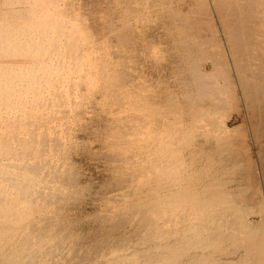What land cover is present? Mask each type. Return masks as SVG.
I'll use <instances>...</instances> for the list:
<instances>
[{
    "label": "bare ground",
    "instance_id": "bare-ground-1",
    "mask_svg": "<svg viewBox=\"0 0 264 264\" xmlns=\"http://www.w3.org/2000/svg\"><path fill=\"white\" fill-rule=\"evenodd\" d=\"M210 1L222 23L228 43L232 47L236 59L235 65L240 66L239 73L247 87L251 88L255 86V78L264 75V66H259V59L264 58V0ZM71 2L67 4L65 0H0V264H80L85 254H88V260L93 258L97 264H102L96 259L102 251L101 260L106 259L104 264H141L135 259L130 263L140 250L132 247V241H128L127 233L120 235L122 239L117 241L118 245L116 241L114 242L115 238L112 242L110 230L113 232L115 226H113L114 229H107L108 223L105 224V219L111 216L107 212L94 215L96 219L98 218L97 223L88 225V230L87 228L83 230L84 233L86 232L85 235H89L98 227L102 229L101 232L98 231L99 229L96 230L98 233L93 240L90 239L93 242H88L90 244L86 246L84 235L80 234L78 235L83 237L77 236L81 238L79 245L72 244L73 239L77 237L72 235L69 238L66 223L50 211L51 208L61 210L69 202H73L76 198L78 200L79 192L85 188L78 182L79 172L76 171V166L80 165L76 164L74 167V162L70 163L68 155L83 144L78 135L84 133L83 127L87 126L88 119L99 110L97 108L104 109V113L106 109L108 120L104 121L102 129L97 126L100 131L94 135V139H103L108 143L110 155L108 156V153L106 155L110 158L107 160L112 162L110 167L115 173L127 171L125 169L128 165L127 161L117 154L119 152L117 140L125 139L128 146H136L140 149L136 151V155H131L128 161H137L141 169L146 166L149 171L152 168V171H161L165 168L171 172L164 174L166 179L156 176L160 179V184H165L166 188L161 187V190H171L182 184L176 183L177 171L184 165L182 166L180 162L178 166H172L163 156L168 155L165 153L166 145L170 144V141H175L176 137H173L174 134L170 137L165 132L166 125L154 124L148 113H145L146 102L140 99V91L130 89V84L135 83L132 71L134 60L127 50L130 36L125 33L129 26H125L126 23L130 25L129 16L136 17L138 24H141V20L148 21L152 17L151 14H155L154 12L160 13L162 17L164 15L165 18L167 17L164 23L174 28L177 35L182 36V47L185 49L191 46L189 42L191 39L196 44L203 43L202 38L199 37L200 34L193 32L196 29L195 25L188 23L181 8L172 7L174 3L169 0H129L126 1L128 5H125V2L122 3L123 9L127 8L125 14L115 17L118 19L115 22L113 20L110 22L111 16L107 20L104 18V21L101 19L100 30L94 29L97 31L94 36L93 29H89L86 21L87 15L85 19L84 14L77 10L80 8L79 1ZM196 2L198 3L197 0ZM108 14L104 16L107 17ZM161 16L157 17L160 19ZM195 22L198 23L197 20ZM201 23H203L202 20ZM91 27L93 28L94 25ZM136 30L138 31L137 28ZM212 33L214 40L211 42L212 48H218L219 40L216 38L218 33L214 27ZM113 37L117 42L115 45V42L111 40ZM204 39H206L205 36ZM132 40H134L133 37ZM138 40L141 41L139 43L142 46H150V50L153 48L145 43L146 41ZM114 54L115 56L119 54L118 59L113 57ZM185 56L186 53L182 54L183 58ZM211 60H213L212 57ZM219 60L214 57L213 69ZM193 66L191 67L194 73H192L194 75L192 83L194 81L193 85L197 88L198 94L207 92L205 94L207 99L210 95L219 98L222 88L213 80L215 76L217 77V71L199 73L197 71L199 69ZM219 76L223 77V75ZM132 111L136 113L133 115ZM85 146L88 153L89 146ZM171 176L176 178L170 181ZM120 180L119 182L122 183ZM122 180L125 181V179ZM155 191L159 192L156 189ZM123 193L125 192H117L111 196L110 200L114 197H125L126 193ZM101 198L104 197L101 196ZM165 198L162 197L160 200L157 198L158 201L148 204L143 202L138 214L134 216L135 222L129 227L132 237L139 236L143 238L146 246L148 245L146 250L145 245L142 246L144 249L142 254L146 256L151 254L150 256L155 258L153 261L147 260L148 255L145 257L146 260H143L144 264H185L182 263V258L194 250H199L200 253L192 257L189 264H209L215 259L216 254L226 255L232 241L236 242L239 239L240 235L235 231L208 237L210 227L206 226L203 231L200 230L201 228H195L197 224H200L199 221L208 220L207 213L214 212L215 215H220L226 212L225 207L222 208L223 211L219 208L221 213L215 211L216 207H219L218 201L203 204L194 202V206L190 205L188 208V206H181L174 199L175 197L172 200ZM92 218L90 220H93ZM224 221L228 222L227 219ZM166 226H170L172 232L167 230L168 232L164 233L163 229ZM188 228H192L188 234V241H185L184 245L180 241L175 244L172 241L174 233ZM80 230L82 232V229ZM110 241L117 246L113 248L114 244H112V248H106ZM149 242H152V246H149ZM228 242L230 245H225ZM131 247L132 256L129 255L130 258L127 259L124 255ZM108 256L113 259L108 260ZM158 261L160 263H157ZM239 263L250 264L248 261Z\"/></svg>",
    "mask_w": 264,
    "mask_h": 264
},
{
    "label": "rangeland",
    "instance_id": "rangeland-1",
    "mask_svg": "<svg viewBox=\"0 0 264 264\" xmlns=\"http://www.w3.org/2000/svg\"><path fill=\"white\" fill-rule=\"evenodd\" d=\"M71 1L74 0H65L67 4H69V2ZM78 1L80 3V8H78L77 10L81 11L84 14L85 19H87V15L88 20L86 21L88 23L89 29H93L92 32L94 34L97 32L95 30H100L99 25L101 19L104 21V18H106L107 20L111 16V19L109 18L110 22H115V20L118 21L117 18L120 15H124L127 10V8L126 10L125 8L123 9L122 3L125 2V5H128V2L126 3V1L129 0ZM169 1L174 3V5L172 4L173 6L170 5V7H180L181 10L186 14H184L185 20H187L188 23H192L195 25L196 29L193 32L197 35L200 34L199 37L202 38L203 43L201 42L199 44H196L191 39L189 41L191 43V46L188 45L190 47L184 49L182 47V36L177 35L178 33L174 28L168 27L166 23H164L165 19L167 20V17L165 18V15L162 17L161 14L157 12H154L155 14H151L152 17L148 21L143 22V20H141V24H138L136 17L134 18L133 16H129L128 18L130 20L128 19V21L130 22V25L126 23L125 27L129 26V28L126 30L127 32L125 31V33L126 35L130 36V42H128L127 50H129V53L132 54L134 60V67L132 71L133 78L135 77V83L130 84V89L140 91V99L146 102L147 110L145 111V113H148V116L150 117V119H152L154 124L160 123L162 125H166L165 132L169 134L170 137L172 136V134H174L173 137H176L175 141H170V144L166 145L165 153H167L168 155L164 154L163 156L166 160H168V162H166L171 163L172 166H178L180 162L182 163V166L184 165L183 168L177 171L176 183L180 184L181 182L182 184L173 187L171 190H161V187L166 188L165 184H160L161 181L156 176L165 178L166 176L164 174H170L171 172H169L165 168L161 169V171L159 170L160 172L154 170L152 171L153 168L149 171L146 166L145 168L141 169V165H139L137 161H128L131 155L134 156L137 154L136 151H138L139 148L136 146H128L125 139L117 140L118 149L120 152H117V154L122 159H124V161H127L128 165L125 167L127 171L118 172V174L115 173L114 169L110 167L112 162L107 160L108 158H110L108 157L110 155V148L108 146V143L103 139H94V135H96L97 132L100 131L99 128L102 129V125L103 123H105L104 121L108 120L106 109L104 113V109L97 108V110L99 109L100 111H95V113L90 118L91 120L88 119V122H86L87 126L83 127L84 133H79L80 135H78L82 139L81 143L83 144L81 145V147L77 148L76 151H73V155V152L68 155L70 163L73 164L74 162V167L76 164L80 165L76 166V171L79 172V176L77 175L78 182L85 188L79 192L81 196H78V200L76 198L75 200H73V202H69L61 210H59V208H51L50 211H53L54 215H56L66 223L68 228L66 227L67 230H65L69 234V238H71L70 236L72 235L76 237H83L80 235H84L83 238L86 246L87 244L93 242L90 241V239H94V236H96V234L98 233L96 230H98L99 227L98 229L94 230L95 233H93L94 231H92L89 235H85V229L87 228L88 230L91 224L93 225L97 223L96 220L98 218L96 219V216L94 217V215L101 214L102 212H107L109 215H111L109 216L110 218L108 217L105 219V224L108 223L107 229L110 230L111 228H115L113 232L112 230H110L111 233L109 231L112 242L114 238V242H119L121 238L120 235H124V233H127L129 237L128 241H132V247L140 250V252L137 253L138 255L136 254L135 257L131 259L130 263L137 260L139 261V263L144 264L143 260H146L145 257H147L148 255L149 256L147 257V260L150 259V261H153L155 260V258L150 256L151 254H148L147 256L145 254H142L144 253V249L142 248V246L145 245L146 250L148 249V245L146 246L144 240H142L143 238L139 236L132 237L131 230H129L131 223L135 222L134 216L136 217V214H138L140 207L143 206L142 204H148L153 201H158L162 197H166L165 199L168 200H172L175 197L174 199L177 200V202L181 204V206H188V208H190V205L194 206V202L203 204L214 203L218 201L219 207L217 206V210L215 209V211L221 213L219 208H221L222 210V208L225 207L226 212H224V214L221 213L220 215H215L214 212L207 213L206 216L208 220L206 219V221H199L200 224H197L195 228H201L200 230L203 231L206 226L210 227L211 230H207L208 237H214L215 235L220 236L223 234L231 233L233 231L238 232L240 236L238 235V241H232L231 246L228 249L229 252L227 251L226 255L216 254L215 259L211 260L209 264H240L239 262L245 263L247 261L250 264H264V75L257 76L255 78V86H251V88L247 87L244 82V78L242 79L239 73L240 66H238V64L235 65L236 59L233 55L232 47L228 43L223 26H221L222 23L221 21H219L220 19L216 15L210 0H206V2H204L205 0H197L198 3L196 2V0ZM129 3H131V1ZM195 11L197 12V14ZM84 12H86V14ZM106 13H109V16H104L106 15ZM111 14L113 15V17ZM93 16L96 17L94 18ZM157 16H161L162 20ZM196 20L198 23L195 22ZM201 20L204 24L201 23ZM204 21H206V23ZM91 24L94 25L93 28L91 27ZM201 24H203L204 26ZM199 26L201 28H199ZM213 27L218 33V37L216 38L219 40L218 48L220 49L212 48L211 42H214L212 35ZM136 28L138 29V31L136 30ZM197 29L201 30L199 31ZM167 32H169V34ZM171 32L175 33L171 34ZM134 36L138 38L136 39ZM204 36L206 37V39H204ZM132 37L134 40H132ZM177 38H179L178 43ZM138 39L146 41L145 43L151 45L153 48H151L150 50V46H142L141 43H139L141 41H139ZM111 40L112 42H115L114 37ZM171 40H173L174 42ZM116 43L117 42H115L114 45ZM132 47L134 48L132 49ZM201 48L203 50H201ZM188 50H190L191 52H188ZM184 53H186V56L183 58L182 54ZM117 55L119 56V54H116V56L114 54L113 57H116L118 59ZM187 56L189 58L186 59ZM211 57L213 58V60L214 57L221 60H219L218 63H215V69H213L214 65L212 63L213 60H211ZM188 59L189 64L187 63ZM185 60L187 61L185 62ZM259 63V66H264V58H260ZM192 66L197 67L196 69H199L197 70L199 71V73H208L214 70L217 71V77L215 76L213 80H215L214 82H216L222 88L221 95L219 96L220 99L218 97H214L213 95H210L209 99H207V95H205L207 94V92H204V94L201 93L202 95L198 94L197 88L195 87V85H193L194 81L192 83V78H194V73L193 71H191ZM219 75H223V77ZM135 113L136 111L133 112V115ZM91 127L93 128L92 130ZM86 136L89 139L86 138ZM85 141L91 143H84ZM85 144H87V147L89 146L88 153L87 149L84 148ZM90 151L92 153L95 151L96 153L94 152L93 155ZM98 162L100 163L98 164ZM100 165H102V167ZM152 166H154V164H152ZM184 167L186 170L184 169ZM175 178V176H171L169 180L172 181ZM119 179H121L120 181H122V183L119 182ZM122 179H125V181H123ZM111 183L114 185V187ZM117 188L121 189L118 190ZM153 189H156L159 192L156 193V191L154 192ZM110 190L114 192H111ZM121 191L125 192L128 195L123 193L125 194V197H114V199L110 200L112 195H115L117 192L119 193ZM150 192L152 193L150 194ZM98 195H101L104 198H101V196L99 197ZM107 199L110 201H108ZM181 199H183L182 202ZM183 202L186 203L184 204ZM128 206L130 208H128ZM227 210L229 211L227 212ZM226 213H231L232 216L229 214L228 216L226 215ZM92 216L95 219L92 218ZM64 218L66 220H64ZM91 218L93 220H90ZM225 219H227L228 222H225ZM70 220H73V222L71 221L72 224L69 222ZM116 222L118 225L116 224ZM201 223H203L205 226ZM210 223H213L214 225H211ZM160 225L162 226L161 222ZM113 226L115 227L113 228ZM166 227L163 229L164 233H167L168 231L172 232L170 226ZM80 229H82V232H80ZM75 231L76 233H80H77L76 235ZM98 231L101 232L102 229H99ZM185 231L179 230L178 232H175L174 236L172 237V241L175 242V244L181 242L184 245L186 243L185 241H188V234L192 231V228H188ZM176 233L179 234V236ZM184 233H186L187 235ZM79 237L74 238L72 244L74 243L79 245V239H81ZM181 237L183 238L181 239ZM87 238L89 239V241ZM118 242L116 243L117 245ZM149 243V246H152V242ZM112 244L114 243H111L110 241L107 244L106 248H112ZM116 244H114L113 248L117 246ZM225 245L229 246L230 243L228 242V244L226 243ZM95 247L97 249V246ZM132 247L124 255L125 258L128 259L130 258L129 255L132 256ZM199 253V250H194L190 253H187L188 255L182 258V263L189 264V262L192 260V257H195ZM102 254L103 251L96 259L100 263L104 264L106 263V259L101 260ZM87 255L88 254H85L80 264H97V262L93 258L92 260H88L89 258H87ZM108 257V260L113 259V257L111 256ZM157 263L160 262L158 261Z\"/></svg>",
    "mask_w": 264,
    "mask_h": 264
}]
</instances>
